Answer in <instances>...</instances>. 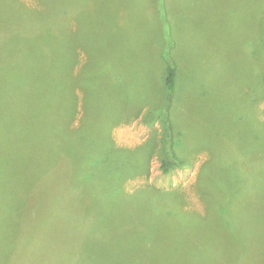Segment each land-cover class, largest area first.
Wrapping results in <instances>:
<instances>
[{
    "label": "rangeland",
    "instance_id": "obj_1",
    "mask_svg": "<svg viewBox=\"0 0 264 264\" xmlns=\"http://www.w3.org/2000/svg\"><path fill=\"white\" fill-rule=\"evenodd\" d=\"M20 1L42 8L41 0ZM61 1L73 19L67 65L75 64L81 86L73 125L84 102L88 109L100 101L115 112V146L134 151L153 138L144 168L123 187L174 193L152 199L175 213L157 210L154 201L143 210L140 197L124 202L133 214L123 209L117 245L90 243L76 229H41L43 155L30 153L41 138L0 130V264H264V0ZM169 65L179 72L173 119L188 157L165 170L167 106L156 111L151 103L168 95ZM20 90L12 78L0 83V129L26 120ZM143 219L157 226L138 234H151L154 244H124L125 230H138ZM31 233L39 237L30 240ZM194 248L217 257L191 263L182 255Z\"/></svg>",
    "mask_w": 264,
    "mask_h": 264
},
{
    "label": "trees",
    "instance_id": "obj_2",
    "mask_svg": "<svg viewBox=\"0 0 264 264\" xmlns=\"http://www.w3.org/2000/svg\"><path fill=\"white\" fill-rule=\"evenodd\" d=\"M57 1L41 0L42 8H34L20 0H0V83L12 78L20 84L21 98L17 96L16 99L24 105L27 114L25 121L5 123L0 130L15 133L26 129L27 137L32 135L34 141L35 135L41 138L34 144L36 150H30V153L43 155L40 161L43 168L39 169L37 179L45 185L44 193H40V205L46 207L47 216L46 222L40 224L41 229H76L77 233L83 232L82 236H89L90 243L117 245V230L123 209L127 208L124 202L131 206L140 197L144 200L143 210L149 211L154 201L157 210L170 215L174 211L166 210L165 203L153 200L152 194L162 202L175 194L155 188L125 191L124 181L133 170L144 168L146 154L154 140L151 138L134 151L115 146L111 135L112 126L117 123L115 112L104 109L100 101L89 103L88 109L84 102L85 112L79 123L73 125L80 86L74 81L75 64L72 63L70 70L67 65L71 58L67 52L73 37V24L70 23L72 17L66 14L68 5ZM178 77L177 67L169 65L164 79L168 95L160 105L151 103L158 108L156 111L163 110L164 105L168 109L165 107L167 132L164 139L168 145L167 156L162 159L165 170L183 166L188 157L185 142H182L184 137L173 119ZM23 88L31 89L30 94L23 95ZM33 90L39 91L42 97L35 95ZM92 90L96 91L94 86ZM5 101L8 102L6 97ZM125 106L126 103L123 109ZM124 111L128 115L132 113V109ZM3 114L9 115L12 121L11 111L3 110ZM125 213L133 214L129 208ZM138 225V230H125L124 244H154L151 234L138 233L142 228L150 230L157 225L144 219ZM33 237L39 236L31 233L29 239ZM205 249L184 250L182 257L191 263L217 257L216 253Z\"/></svg>",
    "mask_w": 264,
    "mask_h": 264
}]
</instances>
